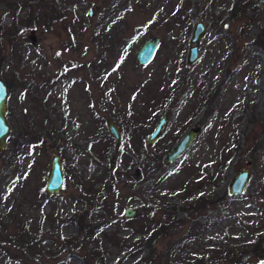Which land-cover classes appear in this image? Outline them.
I'll return each instance as SVG.
<instances>
[{
	"label": "rangeland",
	"instance_id": "obj_1",
	"mask_svg": "<svg viewBox=\"0 0 264 264\" xmlns=\"http://www.w3.org/2000/svg\"><path fill=\"white\" fill-rule=\"evenodd\" d=\"M197 21L205 31L196 61L187 64ZM150 33L160 44L142 64L134 53ZM0 78L9 84L11 127L0 151V264H98L99 256V264H165L166 257L178 264H258L264 258V0H0ZM162 113L163 130L147 144ZM138 115L153 121L140 137L129 125ZM108 118L121 129L118 147ZM22 125L29 132L21 135ZM189 126L201 130L184 153L164 163ZM53 150L65 182L49 193ZM246 166L244 190L230 193ZM126 206L136 209L133 217L124 214ZM9 211L23 214L40 252L8 240L18 227ZM81 212L98 221L92 242L83 237ZM155 230L148 262L138 239ZM255 242L262 256L251 249ZM240 248L247 249L240 263L221 255ZM200 256L207 262L189 263Z\"/></svg>",
	"mask_w": 264,
	"mask_h": 264
},
{
	"label": "water",
	"instance_id": "obj_2",
	"mask_svg": "<svg viewBox=\"0 0 264 264\" xmlns=\"http://www.w3.org/2000/svg\"><path fill=\"white\" fill-rule=\"evenodd\" d=\"M205 31V27L201 21H197L190 35V44L186 53V63L191 64L196 61L198 57V48L199 41L202 34ZM30 36L34 38V31H30ZM160 44V36L153 35L150 33L148 37L144 40V42L138 46L135 50V58L139 63L146 64L152 58L155 50ZM7 96H8V86L7 84L0 78V151H2L8 141V135L10 134V124L8 122L6 112L8 109L7 105ZM167 120V114L162 113L157 120L154 127L148 133L145 142L147 144H153L159 137L165 122ZM106 126L108 132L113 137L115 147H118L121 142L122 132L119 125L113 118H108L106 120ZM200 126H189L184 133L180 136L177 142L173 144V146L165 153L162 158L164 163H169L176 160L185 150L192 144L198 133L200 132ZM250 161V160H249ZM250 170L246 166L243 169H240L235 176L233 177L231 183L229 184L230 193H241L249 178ZM65 175L63 171V165L61 161V156L59 153L53 150V156L50 163L49 172L47 174V178L45 181V189L49 193L58 192L64 185ZM124 214L128 217H133L136 214V209L134 207L126 206L124 208ZM258 264H264V258L258 261Z\"/></svg>",
	"mask_w": 264,
	"mask_h": 264
},
{
	"label": "trees",
	"instance_id": "obj_3",
	"mask_svg": "<svg viewBox=\"0 0 264 264\" xmlns=\"http://www.w3.org/2000/svg\"><path fill=\"white\" fill-rule=\"evenodd\" d=\"M111 8H112V6H110L108 8H105V10L102 13V15L105 14L104 21H103L104 23L105 22H109ZM37 17H38L37 15L31 14V16H30L31 19H29V21L35 23ZM104 23L102 24V22H98L96 28H97V32L103 33V37L105 38V35H104ZM105 40L107 41V43L109 45L111 44L110 38L105 39ZM12 81H13V78L10 80V83ZM7 82H9V81L7 80ZM47 82L48 81H46V84H48ZM12 88L13 87H11V89ZM32 88H33V86L30 89H32ZM152 124H153V121H151L148 124L143 119L140 118V115H138V119H132V118L129 119V125H132L133 128L134 127L137 128L138 133H140V134H138L139 137L143 136L144 132L146 130H148L151 127ZM27 126L28 125H22L21 130H20V134L21 135L29 132V130L27 129ZM16 154H17V152H16ZM7 216H8V218H12L13 221L16 222V224L18 225L16 230L12 234H10L8 236V240L10 242L21 244V246L25 248L24 250H26L28 252H31V253L40 252V251L36 250V248H37L36 245L39 243V240L37 239L38 236L37 235H33L31 233L30 229L27 228L26 219L23 216V214H19L18 215L14 211H9ZM78 221H80L81 223L85 224L83 226L84 228H86V227L88 228V233L83 236L84 239L86 241L89 240V241L92 242L93 241V237L95 236V232L99 229L98 221L93 220V219L86 221L85 215L82 212H81V214L78 217ZM162 227H164V224L162 225ZM164 230H165V228H164ZM159 232H160V230H155L152 233H150L149 235L148 234H142L140 236V238L138 239L139 241H142V244L147 247V251L144 254V259L148 260V262L153 260V257H154V255H153V251H154L153 243H154L155 238L157 237V235L160 234ZM168 246H169V244L167 245V247ZM251 249L256 251V252H259L260 256H262V254H261L262 248L258 247L256 242L252 245ZM241 250L244 251V250H247V249L246 248H244V249L240 248L239 249V253L237 255L232 250H223L221 255H223L226 259H235L236 263H240L239 259H240ZM165 260H166L165 264H178V263L173 262L171 260V257H166ZM97 262H98V264L101 263L100 256L98 257ZM194 262L203 263V262H207V260L204 257H202V256H200V257H192V258L189 259V263H194Z\"/></svg>",
	"mask_w": 264,
	"mask_h": 264
}]
</instances>
